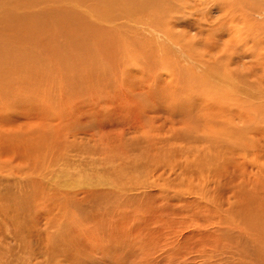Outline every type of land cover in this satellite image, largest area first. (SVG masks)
<instances>
[{"label": "bare ground", "instance_id": "bare-ground-1", "mask_svg": "<svg viewBox=\"0 0 264 264\" xmlns=\"http://www.w3.org/2000/svg\"><path fill=\"white\" fill-rule=\"evenodd\" d=\"M179 1L0 0V154H9V162H13L18 150L23 164H26L19 170H16V166L4 169L0 164V252L4 244L12 243L8 244L10 256L13 257L19 247L21 251L30 253L32 258L26 264H33L36 254H40V257L45 255V258L42 257L46 260H35L34 264H61L60 257H64L70 264H87L88 259L98 250L104 252L101 256L105 260L119 253L123 258L121 264H125L128 263L125 258H129L127 251L123 254L126 247L129 251L134 250L131 251L133 264H194L197 258H201V264H264V198L260 185L254 191L241 186L237 191V199L233 203L229 202L223 220H212L214 216H211L210 211L198 205L194 208L196 203L200 205L199 202L194 204L195 198L188 200L179 194L170 195L165 186L159 188L156 180L147 184L148 187H158L156 191H142L140 196H131L109 188L108 185H117L112 178L110 181L105 179L99 182L104 186L102 189L85 190L82 195H79L80 192L59 193L56 190L48 193V185L45 186L46 183L41 179V175L51 172L49 167L69 162L66 156L69 151L83 152L87 149L96 152L97 147H91V141L106 143L103 149L98 150L101 154H108L111 161L113 155L121 150L129 153H124L126 161L130 153L139 155L143 160L147 159L156 144L167 140L150 135L148 138H138L135 133H138L139 128L144 130L147 123L159 120L156 119V111H161V114H164L162 111L167 112L164 117H168L170 123L174 122L184 128L175 127L169 138L187 143L193 142L191 133L196 129L201 130L203 122L215 121V114L209 105L212 101L205 103L203 111L195 112L193 108L196 102H192L197 97L192 102L187 100L191 96L189 91L196 93L198 89L199 92L202 85L222 88L224 85L218 87L220 84L214 80L219 82L233 78L232 72L237 68L241 82L247 79L243 74L248 70L255 72L249 73L252 76L258 75L256 69H245L244 65L239 67L242 60L240 56L235 57L238 46L231 48L234 50L232 52L216 44L220 36L214 34L215 38L212 34L215 39L212 40L213 27L209 16L215 10H220L222 14L239 12L238 51L261 71L264 79V18H255L259 14L264 16V0ZM176 11H180L181 16L176 15ZM141 17L149 21L150 27H165L162 37L165 38L166 50L152 42L137 40L142 28L137 25L144 24L139 20ZM173 48L178 49L180 55H189L192 59L191 67L180 63L184 59L176 55ZM129 51L133 55L144 54L143 63L148 66L154 64L153 68L148 67L145 71L140 64L128 58ZM169 55L170 60L174 58L175 64L170 69L167 67L171 76L175 77L174 87L170 83L172 81L166 80L170 85H165L168 83L157 75L155 66L161 56L169 58ZM249 81L250 85L253 81ZM159 82L165 83V86L158 85ZM149 87L152 88L148 90ZM205 90L210 91V88ZM78 101L81 105L77 107ZM238 103L242 104L240 101ZM243 105L244 115H238V119L242 125H248L243 130L237 127L234 130L226 128L225 132L230 134L226 133L224 137L227 134L238 137L247 126L256 124L258 119L264 122L262 102L260 106H254L252 102ZM253 111L257 116L253 115ZM116 113L123 120H128L132 115L134 119H131V124L135 120L138 125L126 127L124 123H119L120 133H117L118 138L115 140L117 143L113 140L111 142L115 144L109 147L108 141L111 137L114 139L115 132L111 133V130ZM85 114L89 120L87 124H83L82 120ZM20 122L22 126L15 128L13 124ZM251 131L254 133L255 129ZM260 132V136L264 135L262 130ZM128 134L130 136L126 137ZM239 137L236 138V145L244 140V136ZM208 141L210 144L214 142L216 146H227L230 142L221 139ZM245 141H242L245 144L243 149L249 144V140L246 141L247 145ZM72 163L75 161L67 165L71 166ZM204 163L205 167L207 163ZM228 163L229 171L231 166ZM65 170L59 169V173ZM19 173L24 176L22 179ZM221 173L225 174V171ZM237 175L234 173L233 176L238 183ZM243 180L245 182L246 179ZM118 181L121 185L119 187L123 188L124 185ZM201 187L202 193L216 195L219 189L222 191L226 188V183L222 185L218 181L212 191L208 186ZM212 197L209 196L207 200ZM159 199L163 202L162 206L157 204ZM218 201L212 199L214 204ZM44 202L50 205L53 203V207L60 211L55 213L47 209L44 212L39 208V211L44 212L45 220H37L41 217V212L35 211L37 204L42 206ZM222 203L223 200L219 204ZM228 216L236 220H228ZM33 236L42 241L37 244V251L32 248L30 241ZM19 240L22 244L17 243ZM199 259L197 261H201ZM121 260L117 258L116 262L119 264ZM5 263L0 257V264Z\"/></svg>", "mask_w": 264, "mask_h": 264}, {"label": "rangeland", "instance_id": "rangeland-1", "mask_svg": "<svg viewBox=\"0 0 264 264\" xmlns=\"http://www.w3.org/2000/svg\"><path fill=\"white\" fill-rule=\"evenodd\" d=\"M180 1H183V0H180ZM188 2H190V0H188ZM199 3H202V2L199 1ZM176 15L181 16L180 11H176ZM257 16L258 15H255V18L257 20L260 18H264V16H262L261 14H259L258 17ZM209 18H210V22H211L212 27H213V31L211 33V36H212L211 38H213L212 40H215L214 37L217 38L215 35L220 36V37H218V41H215V42H216V44L221 46L222 49H224L223 47L228 48V49H231V48L234 49L236 46H238V49L236 48L237 50L235 51V54H237V55H235V57L239 58V56H240L239 59L242 60V63H239V67H242V65H244L246 67L248 66L247 68L245 67V69L250 68L253 71L257 70L256 74H258V75L252 76V74H249V73L255 74V72L248 70V72L246 74H243V76H245V78L247 77V79H245L244 82H241L240 81L241 79H239V74L237 75V73L239 72L238 71L239 69L237 68L234 72H232L233 78L230 77L227 80L222 79L223 81L219 80V82L217 81V79L214 80V82H216L218 85L220 84L218 87H222L224 85L222 88L217 89L216 87H212V85L208 86V87L206 85H202L199 88V92H198V89L196 90L197 92L194 91V89H193V92H196V93H192L191 92L192 90L189 91L192 98L188 93L190 98L188 97L187 100L192 102L193 98L197 97L194 99L195 101L193 100V102H192V103L196 102V104L193 108V109H195V112L203 111L202 109L204 107H206L205 103L209 104V102L212 101L213 103L211 102V104H209V105H210L211 109L213 110V113L215 114V118L217 120L215 119V121H213V122H211V121L203 122L202 123L203 127H201L202 128L201 130L196 129L193 131V133H191V138H193V142L187 143L181 139L174 140L173 138H169L171 136V132H173L174 129H176L178 127L177 129L183 130L184 128L180 127V125L174 124V122L170 123V120L168 121V117L167 118L164 117L166 115L165 113H167V112L162 111L164 114H161V111H160L159 112L161 114L160 115L158 113V111H156V113L158 114L156 119H159V120H157L156 122L151 121L150 123H147L145 125L144 130L142 128H139L138 133H135L136 135H138L137 136L138 138H142V137H146V136L148 138V136L150 135V136L155 137V138H163V139L167 140L166 142L165 141L161 142L159 144H156L153 147L154 151H152V153L149 154L150 157H148L150 159L147 158L148 160L147 159L143 160L139 157V155H137V154L132 155L130 153L129 159L126 161V160H124V158H125L124 153H126V152H122V150H121V151L116 152L115 155H113L112 152L110 151L111 152L110 155L114 156V157H112V161H111V159L108 157L109 156L108 154H106V155H105V153L101 154V152L99 151V150L103 149V147H104V145H106V143L102 144L101 141L100 142L91 141L90 146L91 147L94 146L93 148L97 147L96 152L93 150V153H92V151L87 150V149H85L86 151H83V152H82V150L79 152L69 151L68 152L69 154L67 153V155H66L70 160L69 162H66V164H64V165L59 164L60 166H58V167L52 166L53 171L51 170L52 167H49L48 169L51 172L48 174H45V176L41 175V179L43 178L42 181L44 182V184L46 183L45 186L48 185L47 186L48 188L46 187V190L48 193H50V190H52V191L56 190L59 193L62 191H67L70 193L80 192L79 195L80 194L82 195V191H85V190L88 191L89 189H94V188L102 189L104 186L102 184H99V182L102 180H105V179H108L110 181V178H112L113 179L112 181L113 182L116 181L115 183L117 185H115V186H114V184L108 185L109 188H111L115 191L125 192L126 194L131 195V196H140L142 191H146V192L156 191L158 189V187L152 188V187L147 186V184H149V183L152 184L153 180H156L157 184H159L158 185L159 188H162L165 186L167 188L166 192L169 193L170 195L179 194L183 197H187L188 200L190 198H192V199L195 198V200H193V202L195 201L194 204L196 202H199L200 205L198 203H196V205H194V208L195 207L197 208V205H198V207L202 206L201 209H206V210L210 211L211 216H214V219H212V220H218V219L223 220V217L226 214L229 202H232L235 198L237 199V197H238L237 191H238V189H240L241 186H244L247 190L254 191V190H256L258 185H260V192H262L261 195L264 198V194H263L264 193V185H263V183H264V137L263 136L264 135L260 136V134H262L260 132L261 130L264 134V122L261 123V122H259V119H258L259 124H257L258 122H256V124L253 123L254 125H256L257 128L252 127L254 125L250 124L249 126H247L248 127L247 129L245 128L246 130L244 129V132H242L243 134L241 133L242 135H240V133H239V136H241V138H242V136L245 137V135H246L245 138L243 137L244 140H242V141H245V139L248 138V140L252 142V144H251L246 139V141H248V143H249L248 144L245 141L246 145L248 144V146H246V149H243V148H245V144H243L244 142H242V141H239V143H237V145H236V143H235L237 141L236 138L238 139L239 136L238 137H235V136L232 137L231 135H229L230 134L229 132H225L229 127H230V129H233V130L235 129V127L243 130V128L246 127V125H248V124L242 125V122L238 119L240 115H244L243 108L245 105H243V104H251V102L254 104V106H260L259 104H261V102L264 104V102H263L264 101V95H263L264 94V79H262V77H261V73H260L261 71L258 70L254 66L253 63H249L250 60L246 57H243L242 52L238 51L239 50V38H238V36H239V26H238V24H239V12H237L235 14H222L220 10H215V11L211 12V15L209 16ZM213 18H214V20H213ZM139 20H142L144 22V24L143 25L142 24L137 25V26L142 27L140 29L141 31L138 32L139 38H137V40L141 41V42L142 41L152 42L153 44L157 45L158 48L160 46H162L166 50L167 45L164 44L166 42H165V40H163L165 38L162 37V35L164 33V32L162 33V31H163V29H165V27L158 26V25L150 27L149 21L147 19H144L141 17V19L139 18ZM122 23L126 24V22H122ZM129 23L130 22H127V24H129ZM132 24H133V22H131V25ZM218 25L221 27H219ZM173 29H176V28H173ZM236 29L238 30V32L236 31ZM189 34L191 35V33H189ZM212 34L213 35L215 34L214 37ZM160 38H161V40H160ZM212 43H213V41H212ZM173 46H175V45H173ZM163 48H161V49H163ZM233 49H231V51ZM173 52H175L176 55H179L180 57H182L181 59H184V61H182L181 59H177L179 62L180 61L183 62V63L180 62L183 66L188 67V68L191 67L192 59H190L189 55H187V54L186 55L185 54L180 55L179 53H181V52H179V50L175 49V48H173ZM127 55H128V58H130L133 61H136L138 64H140L145 71L148 67L153 68V66H154V64L148 66L147 64L143 63L145 60L144 54H142L140 56L139 55H133L129 51V52H127ZM168 57L169 58L161 56V58H159L158 61L156 62L155 66H156V69L158 70L157 75H160L159 77L163 78L165 83H168V82H166V80L172 81L170 83H171V85L173 84V87H174V86H176L175 77L173 75L171 76L170 71L168 70V68L170 69L172 65L173 66L175 65L174 60H173L174 58H171L172 60H170V55ZM192 66H193V64H192ZM232 68H236V67L233 66ZM259 74H260V76H259ZM248 77L250 78V81L251 82L253 81L255 84L252 82L249 85L248 84V81H249ZM171 78H173V79L170 80ZM246 80H248V81H246ZM250 81H249V83H250ZM160 82L158 85H163V86L170 85V83H168V84L164 83L165 84L164 85L163 82L161 84H160ZM225 82H226V84L228 83V86L225 84ZM149 83H152V82H149ZM203 87H205V88H203ZM151 88L152 87H149L148 90ZM206 88L207 89L210 88L211 92L208 90H205ZM159 91H162V90H159ZM220 93H222V95H220ZM205 98H206V100H205ZM207 101H209V102H207ZM239 101L242 103L241 105L238 103ZM80 103L81 102H79V101L77 102V107L79 106ZM214 110H215V112H214ZM232 111L236 112V113H233ZM213 113H212V115H213ZM252 113H254L253 114L254 116H257L254 111ZM217 117L220 119H218ZM80 118H82V116ZM131 119H134L132 115L128 117V120L127 119L123 120V118H121V116L118 113H116V118L114 116V119L112 121V125H113L112 127L113 128L111 130L112 131L111 133L115 132V133H113V135L115 137L113 136L114 139H112V137H111L112 140L110 139L108 141L109 147H113V144L117 143L115 140H117V138H118L117 133H120L119 123L120 124L124 123L126 127L136 126L135 125V124H137L136 121L133 120V122L131 124V121H132ZM165 119H167V120H165ZM18 120H20V119H18ZM82 120H83V124L88 123L89 120L87 118V114H85L83 116ZM109 123H111V122L109 121ZM20 124H21V122L19 124L14 123L13 125L15 126V128H18V127L22 126ZM257 125L261 126V127L259 126V128H261L260 131H259ZM4 126H5V124H4ZM220 128H222V129H220ZM253 128L255 129V131H253L254 133H251L252 132L251 130H254ZM248 130H249V132H248ZM223 131H224V133H221ZM256 131H259L260 134ZM226 133H229V134H227V136H229V138L227 136L226 137L230 141L229 143L227 142L228 143L227 146H223V145L216 146L214 144V142H212L210 144V142L208 141V140L214 141V139L215 140L221 139L222 141H228L226 139V137H224L226 135ZM129 136H130L129 134L126 135V137H129ZM223 137L225 140L223 139ZM230 137H232L231 138L232 140L230 139ZM124 138H125V136H124ZM239 139H240V137H239ZM253 140H256V141H254V143H256V144L253 143ZM111 141H113L115 143H113ZM239 146H243V147L239 148ZM241 149H243V150H241ZM159 150H160V153H158ZM214 150H216V151H214ZM230 150H231V153H230ZM16 151H17L15 153L16 159L13 162H9L11 160L9 157L10 156L9 154H6V155L0 154V164H1V166H4V169H7V168L10 169V167L16 166L15 168L17 170L18 168H23L24 165H26L25 163L23 164V160L21 159L20 154H18L19 153L18 150H16ZM212 151L214 153L216 152L214 154L215 156L213 154H211V153H213ZM86 152H88V153H86ZM235 152H237V153L235 154ZM157 153H158V155H157ZM203 153H204V155H203ZM126 154H129V153L127 152ZM217 154H219L220 157L219 156L216 157ZM69 156H71V157H69ZM133 156H134V158H133ZM224 156H225V158H224ZM203 158H207V159H203ZM226 159L227 160L231 159L233 162L229 161V160L227 161ZM16 160H19V161H16ZM132 160H133V162H132ZM238 160H239V162H238ZM7 161H8V163H7ZM72 161H75V163L74 164L72 163L71 166L67 165V163L70 164V162H72ZM203 161L205 163H207L205 165V167L203 166V163H204ZM194 162H195V164H194ZM228 162H231L232 164L230 163L231 164L230 165ZM226 163H228V166H231V167H229L230 168L229 171L227 169L228 167H227ZM197 164L198 165L201 164L199 166V168H198ZM209 164H210V166H207ZM135 165L137 167H135ZM215 165H217L218 167L217 166L215 167ZM220 167H222V168L220 169ZM126 168H127V171H126ZM217 168H218V170H217ZM59 169L60 170H62V169L67 170L68 169V170L67 171L65 170L64 171L65 173L63 172L64 174L62 173L63 174L62 175L61 173H59ZM129 169H132V170H129ZM231 169L232 170L234 169V170L232 171ZM199 170H201V171L198 172ZM224 171H225V174L224 173L222 174L221 172H224ZM118 172H120V173L118 174ZM241 172L242 173L245 172V173L242 174ZM234 173H235V175H237L239 173L238 174L239 177L237 175V178H239L238 183H237L235 176H233ZM196 174H198V175H196ZM19 175H22V174L19 173ZM61 175H62V177H61ZM260 175H261V177H259ZM6 177H9V175H6ZM23 177L24 176L22 175V177H20V179H22ZM249 177L250 178L252 177V178L250 179ZM127 178H129V179H127ZM184 178L186 180H184ZM247 178H248V180H247ZM17 179H19V176ZM190 179H191V181H190ZM243 179H246L245 182ZM85 180L87 181V183L85 182ZM118 180L121 181V184H123L125 188L119 187L121 185H120ZM90 181H91V183H90ZM218 181L222 185L224 183H226V188L222 191H221V189H219L216 193L217 196L214 194L213 195L207 194L208 192L202 193L203 188L201 186H203V187L208 186L207 188H209V190L211 189L210 191H212L217 186ZM82 182H85V183L82 184ZM125 183H127V184H125ZM141 183L143 184L142 186L144 188L141 186ZM189 183H190V185H189ZM235 183H237L236 186H235ZM160 184L161 185L163 184V185L161 186ZM136 185L138 186L137 189L134 188V187H136ZM251 186H252V188H251ZM196 187H197V189H199V191L196 189ZM175 188L179 189V190L177 191ZM193 189H195V190H193ZM216 189H218V187ZM196 191H197V193H196ZM137 194H139V195H137ZM195 194L196 195L199 194V195L195 196ZM201 195L203 196V199H202ZM209 196H213L212 198H210L211 201L207 200ZM201 199H202V201H201ZM212 199H215V200L219 199V201L217 204H214V203H212ZM196 200H198V201H196ZM221 200H223V203L219 204ZM161 202L162 201L160 199L157 200V204L159 205V203H160V205L162 206L163 202L162 203ZM42 204H43L42 206H41V204H37V209L35 208L36 209L35 211H37V210L39 211L40 209L43 210L44 212H46L47 209H49L50 212L54 211L55 213L60 211L57 209V207H55V208L53 207V203H51L52 206L49 203L46 204V202H44ZM44 204H46V205L44 206ZM203 206H205V207L203 208ZM213 206L215 208H213ZM221 209L223 211V214H221L222 216L220 215ZM219 210H220V212H218ZM43 211H39V212H41V214H40L41 217H38L37 220H45L44 219L45 214ZM71 211H73V210H71ZM231 218H232V221L236 220V218H234L233 216H231ZM231 218H230V216L227 217L228 220H231ZM127 229H130V228L127 227ZM21 237L22 238L25 237V234L22 235ZM30 241L32 243V248H34L37 251L39 248L37 244H40L42 241H40V239H38L36 236H33V238H31ZM20 242H22V241L19 240V242H17V243L19 244ZM134 243L135 242H132V244H134ZM8 244H12V243H8ZM8 244L7 245L2 244L3 250H2V252H0V257L2 259V262H4V263L6 262L5 264H10V262L12 264H14V263L15 264H26V262H29L31 260L32 256L30 255V253H28V251L27 252L21 251L20 247L17 249V253H15V255L13 257L10 256L11 253L9 252V249H8L9 245ZM20 244H22V243H20ZM126 251H127V253H129V258L128 259L125 258L126 260H128V263H125V264H133V262H132L133 256H131L133 252H131V251H134V250L130 249V251H129V250H127V247H126L125 252H123V254H126ZM101 253H104V252L99 251V250L95 251V253L92 254V256L90 257L91 259L90 258L88 259L87 264H118L116 262L117 258L122 259L119 264H121L123 261V258L119 255V253H118V256L111 257V258H108L106 260H105L104 256L103 257L101 256L102 255ZM3 255H4V258H3ZM104 255H106V254H104ZM189 255H191V253ZM36 256H37L36 259H33V262H32L33 264H34L35 260H39V261H43V260L45 261L46 260V259H44L45 255H42V256H44V258L42 256L40 257V254H36ZM100 256H101V259H103L105 261H102L99 258ZM59 259L61 260L60 261L61 264H70V262L66 261L64 257H60ZM198 259L199 258H197L195 260L197 261ZM195 260H194V264H201L202 263L201 258L199 259L201 261L196 262Z\"/></svg>", "mask_w": 264, "mask_h": 264}]
</instances>
